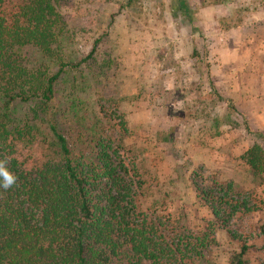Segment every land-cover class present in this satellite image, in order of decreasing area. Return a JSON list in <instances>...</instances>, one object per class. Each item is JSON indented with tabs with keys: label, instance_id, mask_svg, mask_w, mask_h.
Segmentation results:
<instances>
[{
	"label": "rangeland",
	"instance_id": "obj_1",
	"mask_svg": "<svg viewBox=\"0 0 264 264\" xmlns=\"http://www.w3.org/2000/svg\"><path fill=\"white\" fill-rule=\"evenodd\" d=\"M186 3L198 32L171 13L169 0L63 2L58 12L67 40L52 50L63 60H78L96 44L94 62L75 75L77 90L70 94L65 84L57 91L65 108L60 122L71 141H83V150L85 138L76 140L71 123L75 114H90L100 104L121 115L127 128L123 145L148 182L144 206L168 217L173 227L195 231L209 220L188 181L192 173L207 185L233 183L259 209L229 229L249 246L247 264H264V184L240 160L253 143L264 149L263 141L245 131L248 124L264 134V0ZM35 49L19 54L27 68L34 63L54 72L51 57ZM160 136L170 143L157 141ZM41 137L29 147L18 145L20 161L30 164L48 153L46 132ZM214 239L203 264H228L240 243L221 231Z\"/></svg>",
	"mask_w": 264,
	"mask_h": 264
},
{
	"label": "trees",
	"instance_id": "obj_2",
	"mask_svg": "<svg viewBox=\"0 0 264 264\" xmlns=\"http://www.w3.org/2000/svg\"><path fill=\"white\" fill-rule=\"evenodd\" d=\"M65 1L0 0V160L7 158L8 169L18 177L15 186L0 187V264H203L217 231L240 243L230 223L259 206L233 183L207 185L192 173L188 181L209 220L200 221L195 231L173 227L168 217L144 206L148 182L123 145L127 128L121 115L100 104L93 115L75 114L71 123L76 140L85 138L83 150L82 140L65 135L64 102L57 91L65 84L70 94L77 90L75 75L94 62L96 44L78 60H63L52 50L67 40L58 12ZM169 1L171 13L198 32L186 0ZM198 1L219 5L228 0ZM28 47L51 57L55 71L34 63L27 68L19 54ZM245 131L264 142V134L248 124ZM45 132L48 153L30 164L20 161L18 145H33L36 135L44 141ZM157 141L169 144L170 138ZM240 160L251 178L264 184V149L253 143ZM238 248L228 264H247L249 246L242 242Z\"/></svg>",
	"mask_w": 264,
	"mask_h": 264
},
{
	"label": "clouds",
	"instance_id": "obj_3",
	"mask_svg": "<svg viewBox=\"0 0 264 264\" xmlns=\"http://www.w3.org/2000/svg\"><path fill=\"white\" fill-rule=\"evenodd\" d=\"M9 163L7 158L0 160V187L5 190L15 186L18 180V177L8 169Z\"/></svg>",
	"mask_w": 264,
	"mask_h": 264
}]
</instances>
